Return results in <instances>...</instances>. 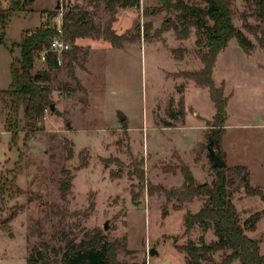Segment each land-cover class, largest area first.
Masks as SVG:
<instances>
[{
  "label": "rangeland",
  "instance_id": "obj_1",
  "mask_svg": "<svg viewBox=\"0 0 264 264\" xmlns=\"http://www.w3.org/2000/svg\"><path fill=\"white\" fill-rule=\"evenodd\" d=\"M183 1L207 8L205 0ZM228 1L234 25L253 47L245 52L233 37L216 56L212 78L217 86L223 82L228 97L221 149L227 166L245 165L250 184L264 186V16L259 0ZM8 4L0 0V8ZM72 6L87 10L102 33L77 37L55 68L35 53L31 70L49 72L50 98L62 115L47 107L38 129L30 131L21 108L19 131L12 137L5 130L6 109L0 98V181L12 178L21 152L16 186L26 189L37 177L49 202L40 207L27 205L24 195L0 196V264H26V257L37 251L60 259L68 242L88 243L95 236L117 243L120 264H186L178 246L188 239L197 241L202 229L195 225L184 232V215L196 212L202 200L180 202L176 208V199L166 201L162 192L149 194L146 184L179 187L181 162L198 182L215 178L206 149L213 125L198 126L213 123L215 106L208 87L188 75L203 66L198 51L204 47L195 43L196 27L178 39L173 28L163 24L175 20L177 11L167 10L159 0L116 5L114 14L104 1L34 0L10 18L7 45L18 39L21 29L40 23L30 29L35 30L44 25L41 18L53 20ZM204 18L212 24L207 15ZM108 26L123 36L120 47L103 33ZM16 53L0 43V90L9 87V66ZM180 53L182 58L176 59ZM70 147L73 157L68 159ZM68 178L71 184L62 196L60 182ZM230 187L235 188L232 200L241 223L261 212L255 229L245 233L259 241L264 254V202L247 195L237 175ZM13 211L15 216L7 221ZM204 236L206 241L215 238L213 229ZM226 252L214 253L215 260L221 261Z\"/></svg>",
  "mask_w": 264,
  "mask_h": 264
},
{
  "label": "trees",
  "instance_id": "obj_2",
  "mask_svg": "<svg viewBox=\"0 0 264 264\" xmlns=\"http://www.w3.org/2000/svg\"><path fill=\"white\" fill-rule=\"evenodd\" d=\"M101 1L105 2V9L111 13L116 12V5L119 7L138 6L139 0H94L96 5ZM167 10L177 11L175 20L165 21L164 27H172L178 39H185L189 35L190 26L196 27L195 43L203 45L204 49L198 51L203 64L200 70L190 71L188 75L198 85L208 87L209 95L215 106L213 125L208 134L214 141L222 159L225 154L221 149V138L224 132L226 105L228 97L224 95V84L217 86L212 78V70L217 54L222 51L233 37L236 38L240 47L248 52L253 47L245 34L238 29L232 21V10L228 0H205L207 8L189 5L183 0L172 2L171 0H159ZM34 0H9L6 8H0L1 39L5 36V29L10 18L17 11L25 10ZM261 6L260 16H264V0H259ZM87 10L78 6H72L62 14V28L66 39L74 42L77 37H84L91 34L102 33L91 18ZM207 15L212 24L207 22L204 16ZM105 36L114 46L120 47L122 35L116 34L110 26L103 31ZM54 34V29L42 25L35 30L23 31L18 42H14L9 48L12 52L14 47L20 49V56L10 63V84L7 89L0 90V98L5 111V130L16 136L19 131V111L23 108V116L30 131L36 130L37 123L44 114L45 109L52 102L50 98L49 72L32 74L35 53L48 47ZM204 35L205 39L201 38ZM69 52L66 53V55ZM182 53L176 56L181 59ZM49 68L57 67L55 55L51 52L46 60ZM218 125V126H216ZM218 127V128H217ZM29 133V132H28ZM29 135V134H28ZM66 157H73L72 147L67 149ZM22 153H19L15 168L11 170L12 178H4L0 181V196L8 194L9 197L24 195L26 204L35 203L40 207L49 206L40 192V185L36 184L37 177L33 178L26 189L16 186L15 180L21 170ZM180 172L183 182L179 187L166 188L161 184H152L147 181L146 187L149 194L162 192L166 201L176 199L180 202L191 201L194 198L202 200V205L196 212L186 211L184 215L185 231L189 232L195 225L202 229V234L197 241L188 239L178 249L185 252L186 264H232L237 260L240 264H264V254L260 252L259 241L248 236L245 230H254L256 223L261 217V212L256 211L250 214L243 223L238 216L236 206L232 200L235 188H231L234 176H239L247 195H257L264 202V186H253L249 181V173L245 165H233L225 167H212L215 178L210 182H198L190 168L183 162L180 163ZM84 166V164L82 165ZM68 174H70L67 171ZM144 178V170L140 171V179ZM71 179L61 180L60 189L62 196L69 190ZM132 199H135L132 194ZM21 207V206H20ZM17 208L16 206L13 208ZM15 216L13 211L7 218L11 220ZM213 229L215 238L206 241L204 233ZM117 243L104 240L101 236H95L91 242L80 241L68 242L66 250L60 259H49L44 257L40 251L36 256L26 257V264H120L116 258ZM221 261L217 262L214 253L227 251Z\"/></svg>",
  "mask_w": 264,
  "mask_h": 264
},
{
  "label": "built area",
  "instance_id": "obj_3",
  "mask_svg": "<svg viewBox=\"0 0 264 264\" xmlns=\"http://www.w3.org/2000/svg\"><path fill=\"white\" fill-rule=\"evenodd\" d=\"M42 23L54 29V34L49 42L48 47L39 52V58L43 61L47 60L49 52L55 55L57 65H61L64 61L66 53L72 49V43L65 38L62 28V13H59L53 20L42 18ZM1 262V258H0Z\"/></svg>",
  "mask_w": 264,
  "mask_h": 264
},
{
  "label": "water",
  "instance_id": "obj_4",
  "mask_svg": "<svg viewBox=\"0 0 264 264\" xmlns=\"http://www.w3.org/2000/svg\"><path fill=\"white\" fill-rule=\"evenodd\" d=\"M57 2H58V0H57ZM56 7L58 8L59 5L57 4ZM48 107L56 115H62V112L56 108V104L54 102H51ZM123 119H124V116H121V120H123ZM206 149H207V156L209 157V159L212 162V167H225L226 166V161L224 159H222L218 150L214 146V141L211 137V134H208V142L206 145ZM107 227L108 226L105 223L104 228L106 229ZM10 233L12 234L13 232L10 231ZM155 253H156V250L154 248H151L150 254H155Z\"/></svg>",
  "mask_w": 264,
  "mask_h": 264
},
{
  "label": "crops",
  "instance_id": "obj_5",
  "mask_svg": "<svg viewBox=\"0 0 264 264\" xmlns=\"http://www.w3.org/2000/svg\"><path fill=\"white\" fill-rule=\"evenodd\" d=\"M42 19V18H41ZM9 22V21H8ZM40 23H38L36 26H38ZM8 25V24H7ZM35 26V27H36ZM7 27V26H6ZM35 27H28V28H23V29H21V31H20V35H19V37H18V39H15V40H13V41H10V43H8V45H7V42H6V40H7V31H6V29H5V36L3 37V39H1V28H0V43H2V44H4L5 46H7V48H10L11 47V45L14 43V42H18L19 40H20V37H21V34H22V32L23 31H26V30H30L31 28H35ZM15 50H17V53H16V56L17 57H19L20 56V49L18 48V47H14L13 48V50H12V53L13 52H15ZM11 63V62H10ZM10 67V66H9ZM198 113V112H197ZM207 123V122H206ZM183 124V123H182ZM182 124H180V125H178V126H181ZM198 126H200L201 128H206V126H207V124H204V125H198ZM226 127V126H225ZM200 208H198V210H199ZM212 239H214V238H211L210 240H212ZM209 240V241H210Z\"/></svg>",
  "mask_w": 264,
  "mask_h": 264
}]
</instances>
